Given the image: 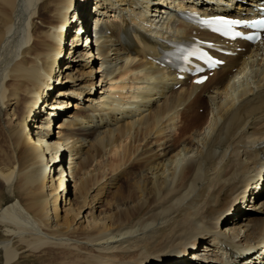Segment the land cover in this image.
Here are the masks:
<instances>
[{
    "label": "bare ground",
    "instance_id": "6f19581e",
    "mask_svg": "<svg viewBox=\"0 0 264 264\" xmlns=\"http://www.w3.org/2000/svg\"><path fill=\"white\" fill-rule=\"evenodd\" d=\"M260 1L187 5L246 18ZM86 5L113 17L98 49L77 34ZM174 5L0 0V264H264V39L226 42ZM182 39L224 61L203 84L157 63Z\"/></svg>",
    "mask_w": 264,
    "mask_h": 264
},
{
    "label": "rangeland",
    "instance_id": "374dc122",
    "mask_svg": "<svg viewBox=\"0 0 264 264\" xmlns=\"http://www.w3.org/2000/svg\"><path fill=\"white\" fill-rule=\"evenodd\" d=\"M74 30V29H73ZM74 32V31H73ZM100 76V75H99ZM100 78V77H99ZM100 80V79H99ZM97 82H98V79H97ZM51 92H54L55 93V90L54 89H52L51 90ZM70 110V109H69ZM195 113L197 114V115H199V116H201V115H204V113H203V109L202 108H196V111H195ZM55 119H57V118H55ZM38 123H39V121H38V119L36 120V121H33L32 123H31V130L36 126V125H38ZM58 123L56 124L55 123V126H53L52 125V127H51V136L54 138L55 136H56V134H57V131L59 130L58 129ZM33 127V128H32ZM54 135V136H53ZM67 160H68V157H67ZM67 160H66V162H67ZM59 162H62V165H63V168L64 167H66V164H65V161H64V157L59 161ZM123 186H126L124 183H123ZM110 196V195H109ZM109 196H108V198H109ZM103 209V207L100 209H97V211L95 212V214H98L99 213V211L100 210H102ZM104 210H105V208H104ZM30 260L31 259H29V258H20L19 260H18V262H19V264H26V263H29L30 262Z\"/></svg>",
    "mask_w": 264,
    "mask_h": 264
},
{
    "label": "snow or ice",
    "instance_id": "6c2138e0",
    "mask_svg": "<svg viewBox=\"0 0 264 264\" xmlns=\"http://www.w3.org/2000/svg\"><path fill=\"white\" fill-rule=\"evenodd\" d=\"M261 23H264V22H261ZM198 83L200 82V81H197Z\"/></svg>",
    "mask_w": 264,
    "mask_h": 264
}]
</instances>
